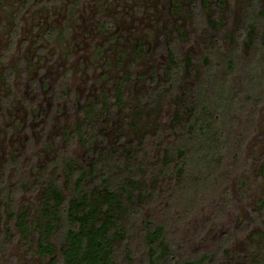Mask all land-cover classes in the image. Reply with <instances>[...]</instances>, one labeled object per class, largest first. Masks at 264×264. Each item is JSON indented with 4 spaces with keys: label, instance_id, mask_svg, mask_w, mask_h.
<instances>
[{
    "label": "rangeland",
    "instance_id": "374dc122",
    "mask_svg": "<svg viewBox=\"0 0 264 264\" xmlns=\"http://www.w3.org/2000/svg\"><path fill=\"white\" fill-rule=\"evenodd\" d=\"M74 1L33 0L23 9V0H0V56L15 40L0 65V192L14 194L7 201L0 196V264H48L35 254V236L30 242L18 236L13 215L34 216L53 173L70 196L73 180L54 166L67 155L86 168L90 201L104 192L90 173L95 164L126 188L137 182L131 200L120 193L126 238L115 236V264H141L149 223L164 226L178 263L207 257L199 264H251L264 233V80L255 76L262 95L253 99L249 66L256 50L246 46L245 33L254 23L253 35L261 38L264 0H81L71 16ZM107 20L112 27L105 32L99 26ZM66 25L70 32L61 36ZM48 28L57 31L52 43ZM215 39L222 47L216 77L233 59L231 93L239 107L222 121L228 148L220 172L197 193L177 190L178 178L162 166L189 134L205 46ZM169 41L183 67L175 90L167 84ZM4 63L11 75H4ZM79 122L84 142L70 144ZM130 206L133 215L126 214Z\"/></svg>",
    "mask_w": 264,
    "mask_h": 264
},
{
    "label": "trees",
    "instance_id": "16d2710c",
    "mask_svg": "<svg viewBox=\"0 0 264 264\" xmlns=\"http://www.w3.org/2000/svg\"><path fill=\"white\" fill-rule=\"evenodd\" d=\"M80 1L75 0L68 6V14L71 16L76 14L75 8ZM31 2L33 0H23L22 8H26ZM43 2L45 3V0ZM194 7H196L195 3ZM111 25L112 23L107 20L99 27L107 32L112 27ZM65 27L61 36H66L70 32L69 26ZM254 27V23H250L249 30L245 34L248 37L246 46L251 49L254 47L257 51H255L256 55L251 54L252 60L249 66L251 73L249 81H251L252 92L255 93L252 97L257 99L262 91L260 92L259 83L256 81L258 79L254 78L258 75L259 81L264 80V32L260 39H256L252 31ZM16 32L17 30L14 34ZM56 35L55 28H48L44 31L45 39L50 43ZM174 44L175 42H168L171 65L168 76L170 81L167 84L171 90H175L183 73V67L177 59L178 51L173 47ZM14 45L15 40L12 38L8 48L0 56V65L9 56ZM221 48L218 39L211 40L205 46L202 60L205 75L194 89L195 98L186 119L189 134L186 136V141H182L180 147L167 154L164 159L162 171L164 174H171L173 178H178L177 190H194L197 193L201 188L206 189L212 176L220 172L223 158L227 153L228 140L222 121L226 112L238 109L239 100L231 93V79L236 70L233 59L227 60L225 75L216 77V62L218 61L216 58ZM233 50L238 51L235 48ZM188 61L191 60L188 59ZM4 65L6 67L4 75L6 76L7 72L11 75L13 71L5 63ZM69 73L68 70L64 73V79L69 77ZM57 91L59 90H56V93ZM121 100V97H118L117 104ZM95 111L96 106L90 108L88 113L92 114ZM84 137V123L79 122L74 125V130L69 134L68 142L70 144L77 141L83 143ZM54 166L57 170L64 167L62 171L67 182L73 180L72 188L69 190L70 196H64L61 187L62 178L53 173L50 178L46 179L42 201L34 212V216L24 210L13 215L17 222L15 228L18 236L26 242H30L29 238L35 236L37 238L35 254L44 259L49 258L48 264H115L117 246L115 236H121V242H124L126 238V232L119 223L118 209H121L123 201L120 193L124 191L128 200H131L137 184L136 180H130L126 188V182L121 185L119 176H115L113 172L109 174L104 164L101 171H98L97 164H95L91 167L90 173H93L96 182L100 181L104 184V192L103 199L90 201L85 184L88 172L84 166L75 162L69 155L63 161L56 160ZM177 194L176 191L175 196ZM13 195L11 189L0 192L1 198L5 197L6 201L12 199ZM260 208L264 210V200ZM133 210H136L135 207L129 208L126 214L133 215ZM262 225L264 232V219ZM263 237L264 233L261 246L257 247L259 255L252 256L251 264H264ZM142 239L146 252L141 264H199L207 258L202 257L200 260L178 263L163 225L151 226L149 223L143 230Z\"/></svg>",
    "mask_w": 264,
    "mask_h": 264
}]
</instances>
